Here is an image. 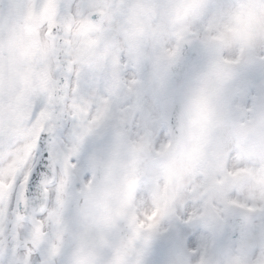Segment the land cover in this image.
I'll return each instance as SVG.
<instances>
[{
  "label": "snow or ice",
  "instance_id": "6c2138e0",
  "mask_svg": "<svg viewBox=\"0 0 264 264\" xmlns=\"http://www.w3.org/2000/svg\"><path fill=\"white\" fill-rule=\"evenodd\" d=\"M206 7L0 0V264H157L181 230L191 264H216L211 237L229 231V214H264V112L241 121L245 151H221L208 146L206 89L187 102L184 128L204 130L195 140L143 102L146 66L163 89L189 45L211 54L207 73L223 80L264 63V0L195 23ZM257 252L224 264H264V239Z\"/></svg>",
  "mask_w": 264,
  "mask_h": 264
},
{
  "label": "rangeland",
  "instance_id": "374dc122",
  "mask_svg": "<svg viewBox=\"0 0 264 264\" xmlns=\"http://www.w3.org/2000/svg\"><path fill=\"white\" fill-rule=\"evenodd\" d=\"M233 0H210L206 3V8L204 9V11L200 12L202 13V16L205 13H210L213 15H225L227 13V11L229 10V8L233 5L232 3ZM200 16V15H199ZM204 20L208 21L210 20L207 17H203ZM195 23H199L197 21H194ZM201 78V76L199 77ZM249 83H253V80L248 81ZM243 93L241 94L242 98L245 99V101L249 100L250 98V91H249V84L247 88H244ZM229 101L228 98L223 94L219 95L216 100L214 102L218 103H223L225 104V101ZM189 135V140H195L197 138H199L202 134H203V130L199 127H193L191 129H185V135ZM260 218L262 219L261 222L257 225L256 224V232H254L253 234L250 235V244H249V253L248 256L253 259L259 257L260 252L256 253V257H253L251 255L252 251L254 248H256V241L258 239H264V214L260 213ZM175 236V234H172L169 239L167 241L162 242V251L160 253V257L161 258H165L166 255L169 253L171 254V257H168L167 259V263L169 264H178L177 263V257L180 253V250L175 251V249L173 248L172 245V240L173 237ZM168 249H170L168 251ZM245 253L248 252L247 251H243Z\"/></svg>",
  "mask_w": 264,
  "mask_h": 264
},
{
  "label": "clouds",
  "instance_id": "9594fccd",
  "mask_svg": "<svg viewBox=\"0 0 264 264\" xmlns=\"http://www.w3.org/2000/svg\"><path fill=\"white\" fill-rule=\"evenodd\" d=\"M224 87V80L206 73L200 80L198 89H206L209 93L212 94V103L216 98L222 94ZM193 259V264H195V258Z\"/></svg>",
  "mask_w": 264,
  "mask_h": 264
}]
</instances>
